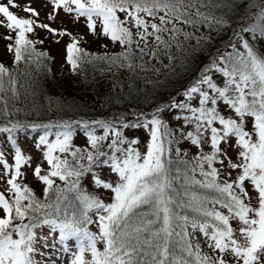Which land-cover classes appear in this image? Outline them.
Returning <instances> with one entry per match:
<instances>
[{
    "label": "snow or ice",
    "instance_id": "1",
    "mask_svg": "<svg viewBox=\"0 0 264 264\" xmlns=\"http://www.w3.org/2000/svg\"><path fill=\"white\" fill-rule=\"evenodd\" d=\"M243 2L256 11L242 16L233 30L232 52L213 57L180 93L183 99L173 97L151 114L134 112L131 119L120 113L108 119L32 124L33 130L45 129L34 144L38 158L25 154L18 145L14 133L21 125L0 128V133L8 134L5 143L12 158L9 163L0 147V184L5 185L0 191V264H34L29 255L34 251V229L45 225L58 230L61 241L72 237L79 241L72 264H264V53L256 49L257 42H264V0L258 5ZM49 5L48 22H42L40 11L31 3L22 8L26 15L19 16L12 11L21 7L16 0H0V27L7 30L2 38L13 65L51 59L36 48L44 40L30 38L37 29L52 37L70 38L65 63L77 74L82 65L93 61L132 69L137 56L143 60L144 56L166 55L169 64L165 67L170 68L175 63L170 50L173 44L180 47L177 37L181 33L190 36L179 25L231 27L227 17L202 12L201 7L208 6L204 0H42V7ZM61 11L74 24L83 19L88 33L118 44L121 51L98 54L81 47L84 35L51 26ZM200 39L211 43L212 37ZM101 47L107 49L108 44ZM197 52L194 48L192 55ZM212 72L223 76V86L214 81ZM6 77L15 94L12 70L0 63V91L5 90ZM165 113L182 123L172 129L163 119ZM249 119L251 130L247 129ZM97 129L102 133L97 134ZM141 129L148 137L144 152L137 147L139 137L126 135L127 130ZM77 131L86 138L85 147L73 143ZM53 134L55 139H49ZM181 141L197 149L190 159L184 158ZM174 163L179 167L173 170ZM103 166L116 175L114 182L100 179L93 171ZM29 171L43 185L44 200L24 183ZM88 173L97 187L111 191V203L82 189L81 180ZM57 178L64 187L56 183ZM180 180L182 190L174 187ZM68 192L75 193L79 202L71 214L63 210ZM52 193L55 200H51ZM145 206L161 225L141 241V234L155 223L148 219V212L140 211ZM91 211L97 214L98 234L86 227L94 222ZM201 237L208 252L201 249ZM98 241L104 243L103 251L98 250ZM88 252L90 260L85 259Z\"/></svg>",
    "mask_w": 264,
    "mask_h": 264
},
{
    "label": "trees",
    "instance_id": "2",
    "mask_svg": "<svg viewBox=\"0 0 264 264\" xmlns=\"http://www.w3.org/2000/svg\"><path fill=\"white\" fill-rule=\"evenodd\" d=\"M204 2L208 6L201 7L202 12L214 17H227L231 21V27L217 29L213 25L212 28H209L207 23H198L195 26L179 25L190 36L185 38L181 33L177 37L180 47L178 48L173 44L170 50L175 57V63L170 68L165 67L169 64L166 55H161L157 59L144 56L143 60L137 56L133 60L134 67L132 69L118 68L109 66L106 62L93 61L82 65L78 69V73L74 74L70 71V66L65 63L69 67L66 69L65 75L56 76L51 71L52 58L43 59L39 63L21 61L18 65H13L12 55L9 56L10 58H0V63H4L12 70V75L17 81L15 94L8 84L7 77L4 82L5 90L0 91V110H5L0 111V126L16 123L31 126L32 124H57L77 120L91 121L108 119L120 113L126 114L127 118L131 119L134 112L146 114L173 97L178 99L182 96L180 93L197 78L200 70L209 64L213 57L232 52L229 40L233 37V30L242 22V16H247L256 11L255 7H250L243 0H237L235 5L231 3V0H204ZM249 3L258 5L260 0H249ZM245 35L251 41V36ZM205 36L212 37L211 43L200 39ZM99 40L101 41H97L95 45L94 43L86 45L80 42V46L91 53L98 54H103L105 51L109 54L121 51L118 44H112L103 38H99ZM235 43L237 49L243 51L239 41H235ZM102 44H108V48H102ZM91 46H95V48ZM194 48L198 49L195 56L192 55ZM256 49L258 52L264 53V42H257ZM37 50L40 51L39 48ZM140 64H143L144 67H139ZM211 75L213 78L216 76L223 78L220 73L212 72ZM74 76L76 78H73ZM165 118L172 129H176L182 123V121L173 120L171 116ZM44 131L43 128H37L36 140L39 135L44 134ZM53 131L55 132L56 129ZM101 133L102 130L97 129V134ZM176 146L173 145L172 147L175 148ZM179 147L186 151L183 141ZM184 158L190 159L191 156L186 153ZM171 159L173 161L176 159L174 151L171 153ZM171 167L174 170L179 165L174 163ZM197 177L198 179L201 178L198 173ZM56 183L64 187V182L59 181L58 178ZM180 184H183L182 180L174 182V187L182 190ZM42 189L36 195L44 200ZM0 191H4V188H0ZM75 195L73 192L67 193L68 200L65 202L67 207L63 210H67L69 214L79 204L75 200ZM55 198V193H52L51 200H55ZM140 211L148 212V219L155 221L153 225L149 226L148 232L141 234L140 240L143 241L151 236V232L160 227L161 221L156 220V217L151 215V209L147 206L142 207ZM176 211L180 214L185 212L184 209L179 208ZM89 216L91 219L93 218L92 211L89 212ZM88 226L89 224L86 225V227ZM176 231L178 232L179 228H176ZM56 232L59 233L58 230ZM13 238L18 237L14 234ZM178 239V237H173L174 241H178ZM97 248L103 251L104 243ZM176 253H179L178 248ZM85 259H91L90 252L85 253ZM145 259H150V257H145Z\"/></svg>",
    "mask_w": 264,
    "mask_h": 264
},
{
    "label": "rangeland",
    "instance_id": "3",
    "mask_svg": "<svg viewBox=\"0 0 264 264\" xmlns=\"http://www.w3.org/2000/svg\"><path fill=\"white\" fill-rule=\"evenodd\" d=\"M6 3V0H4ZM16 2L21 6L20 8H13L12 11H14L19 16H25L26 14L22 11L23 6L26 3H31L33 7L37 8V10L40 11V20L42 22H48L46 20V14L48 11L51 10V6L49 5L48 8L42 7V0H16ZM52 27L54 28H67L68 31H70L74 36H80L84 35L85 39L81 42L88 45L91 43L96 44L97 41H101L98 38L94 37L90 33H88L87 28L84 25L83 19L79 23H72L71 19L64 14L62 11L57 16L55 22H52ZM4 34H7V30L0 27V58H10L11 54L7 53L6 51V41L2 38ZM14 35V33H13ZM30 38L32 39H43V44H37L36 48L40 49L42 52H47L49 57L52 58V66L51 71L57 76L59 74L65 75L66 69H69V67L65 64V44L67 41H69V37H52L50 36L46 31L37 29L36 35H30ZM56 39H59L60 42L56 43L54 42ZM38 46V47H37ZM92 48H95V46H91ZM73 78H76L75 76ZM214 81L219 85L223 86L224 78L221 76H216L213 78ZM178 99H183V96L179 97ZM251 99V98H250ZM194 106H198V103L196 100L193 102ZM153 112L150 111L146 114H151ZM171 116L170 113H165L163 115V119L167 121L165 117ZM22 127L18 128L17 131L14 133L15 138L17 139L18 145L25 151V154H30L33 157L38 158L39 153L34 148L35 144V137H36V129L33 130L31 127L23 126V124H19ZM11 127V125L6 124L2 127ZM252 128V121L249 119L247 123V129L251 130ZM54 133V131H53ZM7 133H0V147L5 149L6 156L9 161V163L12 162L11 158V149L9 147V144L5 143V139L7 137ZM126 135L130 138L132 137H139V144L137 145L138 149L141 152H144L145 144L147 142V134L141 129V130H127ZM49 138L55 139L54 134L50 135ZM73 143L75 145H78L80 147L86 146V138L84 137L83 133L80 131H77L74 133L73 136ZM186 146V153L189 156H194L197 149L195 147L189 148L188 144L184 142ZM208 146H205V151H208ZM229 155H231L233 158H235V152L232 151V149H229ZM94 172L99 176L100 179L107 181V182H114L117 177L114 173L110 172V169L107 166L98 167L94 170ZM92 173H89L86 175V177L81 182V187L85 192L90 193L93 196L98 197L99 199L103 200L105 203H111L112 201V193L110 190H106L103 188L97 187L92 182ZM233 176H235V173H233ZM198 179V177H197ZM24 183H27L36 194H39L42 189V184H40L38 181H36L33 176L31 175V172L29 171L27 173V179L24 181ZM181 188H183V184H180ZM0 188H5L4 184H0ZM94 214L92 220L93 223L89 224L87 229L90 232L93 233H99L98 232V219L97 215L95 214V211H92ZM235 227V224L233 225ZM34 232L36 233L35 239L33 241V248L34 251L30 253V257L33 260L34 264H72V261L77 254L80 243L76 238H71L68 240L61 241L59 239V233L55 231H52L50 228H48L46 225L41 226L39 228L34 229ZM52 233L49 235V233ZM103 245L102 241L97 242V247H100ZM200 246L202 251L208 252L207 245L204 243L203 238L200 239ZM87 260V259H86Z\"/></svg>",
    "mask_w": 264,
    "mask_h": 264
}]
</instances>
